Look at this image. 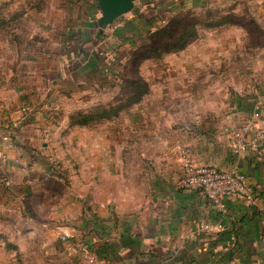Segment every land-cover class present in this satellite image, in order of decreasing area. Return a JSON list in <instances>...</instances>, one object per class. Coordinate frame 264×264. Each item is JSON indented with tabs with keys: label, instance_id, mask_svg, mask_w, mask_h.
<instances>
[{
	"label": "crops",
	"instance_id": "0c3cea01",
	"mask_svg": "<svg viewBox=\"0 0 264 264\" xmlns=\"http://www.w3.org/2000/svg\"><path fill=\"white\" fill-rule=\"evenodd\" d=\"M159 2L154 25L179 10L216 5L222 14L250 15L264 30V0ZM81 13L61 46L43 52L47 57L21 54L20 62L19 44H9L17 56L8 68L9 78L0 77V149L8 156L4 175L10 185L0 180V209L18 211L27 230L0 242V264H85L82 245L110 264H264V145L233 150L246 121L264 129V44H247L244 28L226 24L200 29L198 38L181 51L145 60L141 75L150 90L119 113L129 115L116 140L114 121L119 116L90 125H71L70 116L114 102V95L109 102L93 101L94 93L115 88L116 57L120 60L134 43L110 48L104 34L115 21L91 27L86 9ZM137 24L136 37L143 29ZM220 33L224 37L217 39ZM24 45L23 52L34 50V44ZM151 62L167 72L145 76L144 67ZM212 67L223 69L219 73ZM4 81L8 85L2 86ZM73 98L80 105L70 108ZM104 126L106 134L99 130ZM88 127L86 147L92 154L75 158L91 164L90 173L83 174L85 183L72 173L55 175L54 161L65 159L55 155L61 133L75 129L83 143L81 132ZM139 130L137 145L149 166L141 173L143 185L148 180L149 200L137 207L128 202L127 209L136 212L118 217L108 209L120 210L114 194H104L99 179L113 182L115 147L128 146L130 133ZM184 152L196 163L235 168L246 177L253 200L230 195L221 208L202 191L182 187ZM66 176L72 178L70 185ZM25 200L37 218L26 212ZM200 221L218 227L202 230Z\"/></svg>",
	"mask_w": 264,
	"mask_h": 264
},
{
	"label": "rangeland",
	"instance_id": "374dc122",
	"mask_svg": "<svg viewBox=\"0 0 264 264\" xmlns=\"http://www.w3.org/2000/svg\"><path fill=\"white\" fill-rule=\"evenodd\" d=\"M159 1L160 0H135L133 9L120 16L107 28L106 33L104 34V39L108 42V46L116 49L122 46L120 42L138 44V38L136 37L137 34L134 32V26L137 23L142 24L145 21L150 22L153 19H156V9L158 8L157 5L160 4ZM0 7H2L3 12L0 15V77H4L5 79L9 78L8 68L11 65V62L14 63L17 56L15 49L10 48V42L19 44L18 50L20 54V62L21 54L30 55L33 56L31 58L36 57V59L38 58L40 60L42 56L47 57V54L42 55L43 52L54 50L61 46V42L65 41V35L71 32L70 24L73 22L78 24L79 21L77 22L76 19L82 15V9L85 8L90 16L87 24L91 27H94L97 24V18L100 16L101 12L98 8L96 0H0ZM209 8H211L213 12L218 11L222 14V11L219 10L220 8L216 7V5H212ZM73 15L75 16L71 17ZM242 22L247 23L248 20L242 19ZM84 24H86V22ZM113 25H116L117 27L115 31L112 29ZM200 29L208 30L207 28ZM74 30H76V28H74ZM115 32L117 34H115ZM216 37L217 39L223 38L224 35H221L220 33L219 35H216ZM252 38L254 39V42L257 41L259 44L264 43V36H261L257 31L253 32ZM244 39L245 37L242 39V42H244ZM246 40L247 44L252 43L249 37L246 38ZM26 43L34 44V50H27L26 53L23 52V48L25 46L24 44ZM14 45L15 44L13 43V47ZM167 58L176 57L168 56ZM122 60H124V57ZM123 64V62H120L115 66V70L113 72V85L115 88L109 86L108 89H101L103 90L102 92L95 91L94 95L96 96L93 98V101L109 102L107 100H112L110 99L112 95L116 97L119 95L121 90V81L119 78L129 74L128 70L123 68ZM146 66V68L144 67L146 72L144 73L145 76L160 75L167 72L164 71L161 73V70H159L160 68H157L153 62L147 63ZM214 69L217 72L219 70V73H221L223 68L212 67L213 71ZM4 85H8V81H4L2 86ZM89 90L91 91L92 89L90 88ZM89 90L87 92L89 94H93V92H89ZM67 105L70 108H74L75 105L79 106L80 103H77L76 99L73 98L72 100H69ZM127 115L129 114H122L114 121V124H116V140H120V135L122 134V122ZM100 128L101 127H99V130H102L104 134H106V126L102 127V129ZM71 131H64L61 133L60 129L61 137L59 140V147L56 148L55 155L57 154L56 158L65 159L62 161H58L59 159H56L54 161V173L55 175L72 173V175H77L76 177L78 178V181H83L85 183V179L83 178L86 176L83 174L90 173L91 164L89 162H83V159L79 160L75 158L76 156L84 158L85 156L92 154L90 152V148L86 147L90 141L91 129L88 127L87 131L81 132L83 143H80L77 140L78 134L76 130L73 129ZM64 137L69 139L66 140ZM140 137H142V132L140 130L136 131L135 135L132 131L130 133V144L128 146H123L121 143L116 145V161L112 172L113 182H111V180L107 181L105 177L103 179H99V184L100 187H102L104 194L107 192L114 194L116 204H118L117 206L120 210L116 211L117 208L115 206L109 207L108 209L110 213H113L118 217L136 212L131 209H127L130 204H135V207H137L140 204H145V202L149 200L148 180L146 178V182L143 185L144 180L141 178L143 176L141 173L148 172L147 168L149 166H145L146 164L143 163L141 153L139 152V149H143L139 148L137 145ZM150 167H152L151 164ZM70 180H72V178L66 179L68 185H70ZM89 183L90 182L88 181L87 184ZM104 197H106V195ZM130 201H132V203ZM44 211L43 214L46 213V210ZM2 220L5 222L0 223V242L4 241L6 236L26 233L27 227L24 223L25 220L22 219V216L18 213V211L0 209V222ZM2 245L3 244H0V247Z\"/></svg>",
	"mask_w": 264,
	"mask_h": 264
},
{
	"label": "trees",
	"instance_id": "16d2710c",
	"mask_svg": "<svg viewBox=\"0 0 264 264\" xmlns=\"http://www.w3.org/2000/svg\"><path fill=\"white\" fill-rule=\"evenodd\" d=\"M242 19H247L248 22H242ZM154 22L155 19L142 23L143 29L137 37L138 44L135 43L120 57V60L116 57V65L123 62V68L128 70L129 74L119 78L121 90L119 95L114 97V102L108 105L99 104L87 112L79 111L71 115V125H90L118 117L122 110L140 102L150 90L149 83L141 75L140 65L145 60H158L165 54L183 50L198 38L200 28L212 29L226 24L238 25L246 30L252 44L258 45L262 43L254 42L253 32L257 31L264 36L261 25L250 15L220 14L218 11L213 12L209 7L179 10L165 22L155 25ZM123 57L125 61L122 60ZM25 208L30 216L37 218L29 209L26 200ZM98 255L104 258L100 253Z\"/></svg>",
	"mask_w": 264,
	"mask_h": 264
},
{
	"label": "built area",
	"instance_id": "2783aa9c",
	"mask_svg": "<svg viewBox=\"0 0 264 264\" xmlns=\"http://www.w3.org/2000/svg\"><path fill=\"white\" fill-rule=\"evenodd\" d=\"M258 115L259 113L255 112L254 117ZM3 139L8 137L4 136ZM237 140L233 149L235 153L245 151L247 147L258 148L259 145H264V129L256 126L254 120L250 119L240 127ZM7 161V154L0 149V180L8 186L10 180L4 175ZM182 165L181 186L202 191L208 199L221 208L224 207V198L230 195H241L250 201L253 200L248 191L246 177L235 168L222 169L214 164L196 163L189 158L188 152H184ZM215 226L204 221L198 222V227L202 230H212ZM81 257L85 264H110L97 252L90 250L87 245L81 246Z\"/></svg>",
	"mask_w": 264,
	"mask_h": 264
},
{
	"label": "water",
	"instance_id": "95a60500",
	"mask_svg": "<svg viewBox=\"0 0 264 264\" xmlns=\"http://www.w3.org/2000/svg\"><path fill=\"white\" fill-rule=\"evenodd\" d=\"M97 5L101 11L97 18V25L104 28L131 11L135 5V0H97Z\"/></svg>",
	"mask_w": 264,
	"mask_h": 264
}]
</instances>
